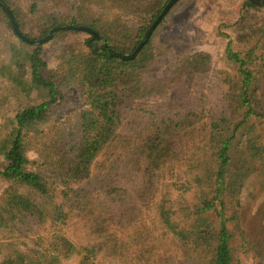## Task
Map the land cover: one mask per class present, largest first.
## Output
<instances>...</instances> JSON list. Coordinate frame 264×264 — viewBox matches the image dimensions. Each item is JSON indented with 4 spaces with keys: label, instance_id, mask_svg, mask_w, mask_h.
<instances>
[{
    "label": "trees",
    "instance_id": "obj_1",
    "mask_svg": "<svg viewBox=\"0 0 264 264\" xmlns=\"http://www.w3.org/2000/svg\"><path fill=\"white\" fill-rule=\"evenodd\" d=\"M4 1L26 36L83 24L131 53L169 0ZM217 30L228 69L179 101L213 70L209 52L148 79L152 36L129 60L76 29L42 44L18 38L0 71L25 96L42 88L46 98L0 136V242L18 245L0 250V264H240L237 239L262 253L242 227L241 193L264 163V3L242 0ZM70 94L79 102L68 106ZM150 100L162 102L156 113Z\"/></svg>",
    "mask_w": 264,
    "mask_h": 264
},
{
    "label": "rangeland",
    "instance_id": "obj_2",
    "mask_svg": "<svg viewBox=\"0 0 264 264\" xmlns=\"http://www.w3.org/2000/svg\"><path fill=\"white\" fill-rule=\"evenodd\" d=\"M242 0H179L170 10L165 22L152 34V42L148 53L147 78L154 79L164 75L165 67L175 62L180 56L195 51L204 50L212 56L213 70L203 76L194 86L179 89V93L188 92L189 98L197 97L206 87L217 83V71L228 69L224 59V48L227 37L220 35L217 26L222 18L234 19L239 14ZM229 34H232L229 31ZM30 37V36H28ZM18 36L8 24L3 12L0 11V68L11 58V47L18 43ZM32 38V37H31ZM34 39V38H33ZM48 60V71L57 69L59 60L51 55L50 47L44 51ZM22 74V73H21ZM186 97V98H187ZM46 98V91L34 88L29 96L20 92L19 88L5 77L0 71V136L3 137L9 130V120L25 107L35 105ZM73 100V101H72ZM79 102L74 94H70L66 104ZM162 102L150 100L146 105L154 110ZM163 108V107H162ZM162 110V109H161ZM63 117V115H61ZM7 161L0 154V170ZM5 183L0 179V193ZM242 227L250 238L257 243L262 253L256 249L245 248L240 239L232 244L233 252L239 257L240 264H264V163L262 168L253 174L244 184L241 193ZM2 220L0 210V222ZM18 245L10 240L0 242L3 254L13 252Z\"/></svg>",
    "mask_w": 264,
    "mask_h": 264
},
{
    "label": "water",
    "instance_id": "obj_3",
    "mask_svg": "<svg viewBox=\"0 0 264 264\" xmlns=\"http://www.w3.org/2000/svg\"><path fill=\"white\" fill-rule=\"evenodd\" d=\"M179 0H169L168 3L164 6L163 10L159 13V15L156 17V19L152 22V24L148 27L146 30L144 36L136 46L135 50L131 53H125V52H119L114 50L113 48H109L107 43H105L100 36V34L93 28L83 25V24H69V23H59L53 26L49 32L44 36L43 38H38V39H33L31 37L26 36L22 31L20 30L15 16L13 12L11 11L10 7L4 0H0V6L2 7V10L5 12L7 15L9 22L13 28V31L15 34L22 39L24 42L29 43V44H42L47 41H49L54 34L59 30V29H76V30H81L85 31L89 34H91V39L90 41H95V49L97 51H100L101 49H106L108 50L112 55L116 57H120L123 59H134L142 49V47L148 42L150 37L152 36L153 32L155 31L156 27L160 24L164 16L171 10V8L178 2ZM255 3H264V0H252Z\"/></svg>",
    "mask_w": 264,
    "mask_h": 264
}]
</instances>
